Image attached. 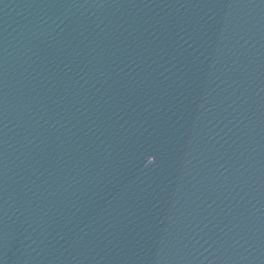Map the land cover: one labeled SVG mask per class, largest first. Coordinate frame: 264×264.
Listing matches in <instances>:
<instances>
[{
	"label": "water",
	"instance_id": "95a60500",
	"mask_svg": "<svg viewBox=\"0 0 264 264\" xmlns=\"http://www.w3.org/2000/svg\"><path fill=\"white\" fill-rule=\"evenodd\" d=\"M264 153V0H0V264H205Z\"/></svg>",
	"mask_w": 264,
	"mask_h": 264
}]
</instances>
